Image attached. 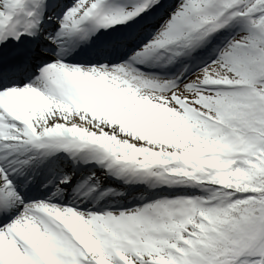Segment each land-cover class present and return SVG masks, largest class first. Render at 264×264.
<instances>
[{
	"label": "snow or ice",
	"instance_id": "snow-or-ice-1",
	"mask_svg": "<svg viewBox=\"0 0 264 264\" xmlns=\"http://www.w3.org/2000/svg\"><path fill=\"white\" fill-rule=\"evenodd\" d=\"M0 264H264V0H0Z\"/></svg>",
	"mask_w": 264,
	"mask_h": 264
},
{
	"label": "bare ground",
	"instance_id": "bare-ground-1",
	"mask_svg": "<svg viewBox=\"0 0 264 264\" xmlns=\"http://www.w3.org/2000/svg\"><path fill=\"white\" fill-rule=\"evenodd\" d=\"M61 155L62 154L59 152L55 156L49 158V160L46 162V166L47 167L52 168L54 171H58L56 173H59L60 171H63V172L66 171V168L68 167L67 165L69 164L70 166H72L71 163L73 164V161L72 160L71 161L70 160H67L64 157H61ZM57 161H61L62 163L59 164V165H56L57 164L56 163ZM87 165H90V164H82V163H80L79 166L77 164H75L73 166L76 167V168H78V169H81L82 167L83 168H86ZM136 186H137V184H135V187ZM139 186L141 187L142 190L145 189V186L144 185H140L139 184ZM137 204H139V201H137L135 199H131L129 202H127V201L124 202V207H132V206H135Z\"/></svg>",
	"mask_w": 264,
	"mask_h": 264
},
{
	"label": "rangeland",
	"instance_id": "rangeland-1",
	"mask_svg": "<svg viewBox=\"0 0 264 264\" xmlns=\"http://www.w3.org/2000/svg\"><path fill=\"white\" fill-rule=\"evenodd\" d=\"M94 170V169H93ZM168 195H171L170 193ZM163 196V195H162Z\"/></svg>",
	"mask_w": 264,
	"mask_h": 264
}]
</instances>
